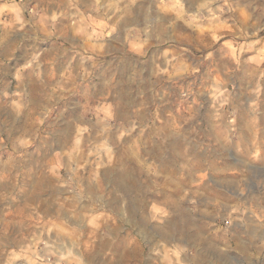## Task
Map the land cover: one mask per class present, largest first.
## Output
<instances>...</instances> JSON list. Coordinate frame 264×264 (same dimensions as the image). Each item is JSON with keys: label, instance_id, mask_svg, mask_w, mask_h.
Segmentation results:
<instances>
[{"label": "clouds", "instance_id": "obj_1", "mask_svg": "<svg viewBox=\"0 0 264 264\" xmlns=\"http://www.w3.org/2000/svg\"><path fill=\"white\" fill-rule=\"evenodd\" d=\"M260 172L264 0H0V264H264Z\"/></svg>", "mask_w": 264, "mask_h": 264}, {"label": "crops", "instance_id": "obj_2", "mask_svg": "<svg viewBox=\"0 0 264 264\" xmlns=\"http://www.w3.org/2000/svg\"><path fill=\"white\" fill-rule=\"evenodd\" d=\"M208 264H244L243 259L235 252H230L226 257H221L217 253L207 252Z\"/></svg>", "mask_w": 264, "mask_h": 264}, {"label": "rangeland", "instance_id": "obj_3", "mask_svg": "<svg viewBox=\"0 0 264 264\" xmlns=\"http://www.w3.org/2000/svg\"><path fill=\"white\" fill-rule=\"evenodd\" d=\"M237 157L229 153V162L235 163L237 161ZM260 175H264V172H260Z\"/></svg>", "mask_w": 264, "mask_h": 264}]
</instances>
